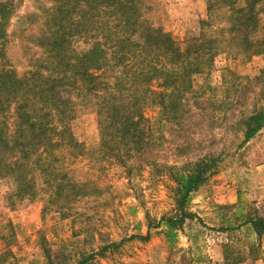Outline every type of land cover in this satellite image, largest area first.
Wrapping results in <instances>:
<instances>
[{"label": "rangeland", "instance_id": "rangeland-1", "mask_svg": "<svg viewBox=\"0 0 264 264\" xmlns=\"http://www.w3.org/2000/svg\"><path fill=\"white\" fill-rule=\"evenodd\" d=\"M253 1L137 0L142 19L168 33L181 51L203 49L179 113L148 105L150 143L123 164L117 149L107 154L102 147L94 99L74 90L75 71L45 63L57 0H11L0 68L19 78L40 67L45 76L62 74L53 95L69 102L71 115L53 119L50 143L27 160L0 151V264H46L47 254L74 264L81 254L120 242L90 264H264V234L245 223L264 218V125L242 144L241 120L264 111V0L256 1L248 20H239ZM71 42L76 54L89 48L82 38ZM160 83L152 80L149 90L161 92ZM24 98L19 93L2 119L10 135L15 105ZM205 157L220 161L191 194L186 210L194 218L175 241L169 245L163 228L151 229L148 241L129 240L175 213L167 167Z\"/></svg>", "mask_w": 264, "mask_h": 264}, {"label": "trees", "instance_id": "trees-1", "mask_svg": "<svg viewBox=\"0 0 264 264\" xmlns=\"http://www.w3.org/2000/svg\"><path fill=\"white\" fill-rule=\"evenodd\" d=\"M256 1L249 2V8L239 20H248ZM11 8V0H0L1 48ZM52 16L55 30L48 40L51 56L45 63L52 60L56 67H71L75 71L74 90L94 99L102 147L108 150L107 154L117 149V158L124 164L132 152H140L150 143V128H145L148 120L143 115L148 105H159L162 112L175 116L179 113L180 100L197 70L194 65L203 44L181 51L168 33L142 19L137 0H57ZM250 18L255 26L256 16ZM80 38L89 48L76 54L70 47L71 41ZM42 69L31 73L30 78H19L15 72L0 68V151L11 155L20 153V159L27 160L39 147L50 143L49 134L56 129L50 123L55 117L62 122L71 115L69 102L53 95L56 84L63 83L62 74L58 77L54 72L45 76ZM152 80L161 81V92L149 90ZM19 93L25 98L15 105L16 122L10 135L2 119ZM241 124L244 126L242 144H245L262 129L264 111L242 119ZM219 161V157H205L180 168L167 167L174 184L175 213L161 216L156 224L149 222L145 236L128 239L148 241L151 229L163 228L166 241L172 244L185 221L194 218L186 210L191 194L215 173ZM24 165V162L20 164L18 171ZM245 223L258 237L264 234V218L255 216ZM120 244L112 243L96 252L81 254L74 264H90L107 250L118 249ZM46 258V264H64L55 262L49 254Z\"/></svg>", "mask_w": 264, "mask_h": 264}]
</instances>
